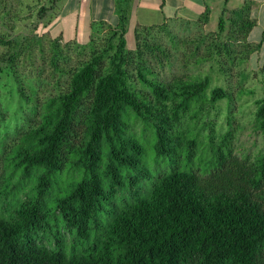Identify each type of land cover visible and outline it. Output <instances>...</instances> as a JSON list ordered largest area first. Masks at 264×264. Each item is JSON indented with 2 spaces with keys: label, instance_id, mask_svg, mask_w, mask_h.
Here are the masks:
<instances>
[{
  "label": "trees",
  "instance_id": "1",
  "mask_svg": "<svg viewBox=\"0 0 264 264\" xmlns=\"http://www.w3.org/2000/svg\"><path fill=\"white\" fill-rule=\"evenodd\" d=\"M57 2L0 0V72L31 50L17 25L34 13L42 22ZM225 2L217 31L189 38L159 26L177 52L186 48L187 66L215 61L227 76L261 48L248 42L257 26L252 2L236 9ZM209 21L207 8L199 29ZM125 22L91 39L95 48L76 64L61 37L51 41L53 68L69 81L41 102L13 162L4 157L0 264H264V149L237 155L234 130L218 133L212 117L226 101L233 125L235 93L194 68L166 80L152 59L172 63L177 55L151 38L156 26L136 28L128 49ZM37 42L44 52V37ZM260 74L254 122L264 138V65Z\"/></svg>",
  "mask_w": 264,
  "mask_h": 264
},
{
  "label": "rangeland",
  "instance_id": "2",
  "mask_svg": "<svg viewBox=\"0 0 264 264\" xmlns=\"http://www.w3.org/2000/svg\"><path fill=\"white\" fill-rule=\"evenodd\" d=\"M37 9L38 7L35 8V10ZM22 16L28 17V15ZM55 16L46 15L41 22L38 15L34 13V15H30L31 18H27V21L17 25V33L21 36H26L31 42V50L26 52L24 49V54L15 64H5L3 70L0 72V174L5 171L3 166L4 157L6 158L9 155L5 161L6 165L13 162L12 157L17 152V145L15 146V143L20 134L27 129L28 121L38 117L41 102L48 95L56 93L59 85L64 87L69 81L67 75L60 76V73L53 68L50 55L53 53L51 41L55 36L49 31L43 32L44 25L48 23V20H51L57 24L55 33H58L60 30L66 38L72 35H78V31L80 32L79 38L81 37L83 40L90 35L87 38L88 42L71 41L70 46H66V42L69 41L64 42L61 40V46L64 47L65 51L69 52L72 57V63L74 64L91 54V51L95 48L94 44L91 43V39H97L99 41L102 38L108 37L109 35L107 34L111 31L110 28H103L104 23L102 20L93 21V19H89L90 15H81L80 18H77V15H68L60 19H56ZM179 16L188 18L189 20L171 21L163 20L160 15L150 16L152 22L156 24L155 36L151 38L155 41L165 42L174 51L173 54L177 55V58L175 56L171 58L172 63H170V59L168 60L165 57L163 58L164 64H159V58L156 59L154 57L152 59V64L156 66L161 76L166 78V80H171L173 76L186 72L194 67H189L185 64L188 58L184 57L182 53L186 48L181 46L177 52L171 44L169 33L160 29L159 26L167 24L179 37L190 38L194 37L197 31L202 30L204 34L217 31L220 17V15H210V21L199 29L197 20L201 15ZM127 17L126 37L128 40V49L134 50V44L136 43V30L134 28L137 27L136 22L137 24L138 22L143 24L140 26L143 27L146 23L142 22L150 21L142 19L143 15H139L137 19L135 15H127ZM252 17L257 20V26L251 31L248 42L250 45H256L262 42V46L259 51L250 55L248 61L242 62L240 65L234 67L227 76H224L219 71L218 64L215 61L204 63L199 69H193L197 72L200 70V72L209 74L212 76L214 84L223 85L235 93L236 101L233 105L235 116L232 120L233 125H229V112L226 101L220 103L218 110L214 112L212 117L216 122L218 133H225L229 128L234 130L235 138L233 147L235 153L241 157L247 155L254 157L264 149V138L261 132L255 128L254 122L256 99L263 94L260 69L264 65V10H261L260 15H252ZM103 29L104 33L98 35V32H102ZM40 36L44 37V52H42L41 45L38 42L36 43V38ZM16 77L24 82L27 93H29L28 95L36 97L37 101L34 104H29L19 95ZM240 88L252 90L253 93L239 94L237 91ZM142 126V123L138 121L135 129L137 133H140ZM147 147L149 153L147 161L154 167L155 151L150 143H147ZM65 179L68 180L67 178Z\"/></svg>",
  "mask_w": 264,
  "mask_h": 264
},
{
  "label": "crops",
  "instance_id": "3",
  "mask_svg": "<svg viewBox=\"0 0 264 264\" xmlns=\"http://www.w3.org/2000/svg\"><path fill=\"white\" fill-rule=\"evenodd\" d=\"M246 0H228L227 7L229 9H236L241 7ZM253 4L251 15H260L261 10H264V0H250ZM226 4L225 0H58L56 9L51 15H56V19L68 15H90L89 19L93 21H103L105 29H115L120 23L122 17H125V29L127 34V15H135L136 19L139 15H143L142 19L150 22H142L146 27L156 26L151 15H160L163 20L184 21L188 18H182L179 15H202L206 9H210V15H221L222 9ZM125 15V16H120ZM211 18V16H210ZM139 19V18H138ZM52 26L48 29L55 37H61L66 41H85L88 42V35L83 40L78 31V35L64 37V33L59 30L56 31V25L51 22ZM59 23V22H58ZM136 28L140 27L141 23L136 22ZM143 26V27H145ZM104 33V29L100 34ZM64 37V38H63Z\"/></svg>",
  "mask_w": 264,
  "mask_h": 264
}]
</instances>
